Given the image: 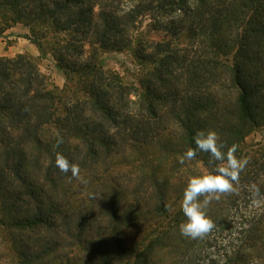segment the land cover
I'll return each instance as SVG.
<instances>
[{
    "label": "trees",
    "instance_id": "trees-1",
    "mask_svg": "<svg viewBox=\"0 0 264 264\" xmlns=\"http://www.w3.org/2000/svg\"><path fill=\"white\" fill-rule=\"evenodd\" d=\"M143 20L163 38L142 43ZM18 23L41 49L39 28L70 34L52 53L82 96L63 102L29 55L0 57V226L14 264H264V135L248 141L264 132V0H0V36ZM130 50L149 66L137 85L99 62L102 51ZM208 129L249 163L238 193L206 209L215 228L191 239L179 232L180 202L209 154L179 158ZM56 152L86 184L59 170ZM137 157L129 189L118 176ZM75 184L86 208L72 203Z\"/></svg>",
    "mask_w": 264,
    "mask_h": 264
},
{
    "label": "rangeland",
    "instance_id": "rangeland-1",
    "mask_svg": "<svg viewBox=\"0 0 264 264\" xmlns=\"http://www.w3.org/2000/svg\"><path fill=\"white\" fill-rule=\"evenodd\" d=\"M148 20H143L139 31H142L140 35H138L139 40L142 43L148 44L150 41H158L163 38L164 33L159 31H154L149 29L146 24ZM41 27V26H40ZM39 29H47L48 33L45 38L41 39L42 49L39 48V45L36 42H32L31 31L22 23H18L8 28L1 36H0V57L5 58H14L18 54H26L35 59L37 66L40 70L41 75L45 77L47 80L48 86L51 87L57 86L59 88L58 96L63 97V102L68 100L69 98H78L82 96L81 93V85L79 82V76L75 74H71L69 72H65L57 66V62L52 53V43L59 39H67L70 34H54L52 29L49 27H41ZM180 47H189L191 44L186 39H181L178 41ZM87 49V48H86ZM77 57V55L75 56ZM99 62L103 66V69L106 71H115L120 74L122 81L124 84L128 85H137V81L142 74L145 73V70L149 67L147 64H141L133 57L132 51H122V52H109L102 51L99 53ZM61 89H63L62 92ZM62 102V101H61ZM62 106H60V109ZM263 133H256L251 136L248 141L251 140H261ZM140 158H136L135 162L128 163L129 166L122 167L123 173L119 175L118 178L121 179L123 185H127L130 189L133 184L137 183L135 179V174L140 170ZM202 168V165L199 164ZM117 173V170L113 171ZM105 187H107V191L112 190V184L110 178L103 181ZM76 190H78V184H75ZM78 194L74 197L73 202L75 203V207L78 205H83L82 208H86L89 206V202L87 201L86 191L81 189L78 190ZM102 195L98 193L96 196L99 197ZM125 201L132 200L131 197L124 196ZM102 198V197H100ZM100 198H96L98 200ZM19 202V201H18ZM96 202L94 205V212L99 214V207L104 205L101 202ZM21 203L19 202L18 205ZM1 205H0V215H1ZM16 253L12 247L11 239L9 238V234L4 227L0 226V264H14L16 262Z\"/></svg>",
    "mask_w": 264,
    "mask_h": 264
},
{
    "label": "clouds",
    "instance_id": "clouds-1",
    "mask_svg": "<svg viewBox=\"0 0 264 264\" xmlns=\"http://www.w3.org/2000/svg\"><path fill=\"white\" fill-rule=\"evenodd\" d=\"M63 143V137L57 133L55 147L58 148ZM194 143L195 147H189L179 158V163L196 160L199 153H208V170L191 177L183 190L180 208L186 220L179 225V232L186 238L201 239L216 226L206 209L212 201H219L222 195L238 193L240 173L248 165L249 159L245 156L238 157V145L227 146L215 130H197ZM55 164L62 173L70 172L71 178L87 183L80 174L79 165L62 153L56 152ZM249 190L254 199L261 198L260 188L255 183Z\"/></svg>",
    "mask_w": 264,
    "mask_h": 264
},
{
    "label": "crops",
    "instance_id": "crops-1",
    "mask_svg": "<svg viewBox=\"0 0 264 264\" xmlns=\"http://www.w3.org/2000/svg\"><path fill=\"white\" fill-rule=\"evenodd\" d=\"M0 56H2V55H0Z\"/></svg>",
    "mask_w": 264,
    "mask_h": 264
}]
</instances>
